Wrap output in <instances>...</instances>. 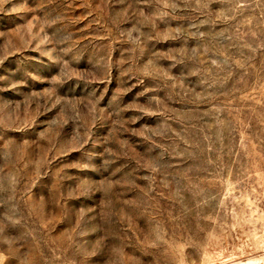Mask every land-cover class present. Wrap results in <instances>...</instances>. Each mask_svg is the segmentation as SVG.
Segmentation results:
<instances>
[{
  "label": "rangeland",
  "instance_id": "rangeland-1",
  "mask_svg": "<svg viewBox=\"0 0 264 264\" xmlns=\"http://www.w3.org/2000/svg\"><path fill=\"white\" fill-rule=\"evenodd\" d=\"M0 264H264V0H0Z\"/></svg>",
  "mask_w": 264,
  "mask_h": 264
}]
</instances>
